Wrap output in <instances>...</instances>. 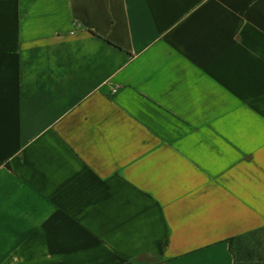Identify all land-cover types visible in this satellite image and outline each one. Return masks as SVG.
<instances>
[{
  "label": "crops",
  "instance_id": "1",
  "mask_svg": "<svg viewBox=\"0 0 264 264\" xmlns=\"http://www.w3.org/2000/svg\"><path fill=\"white\" fill-rule=\"evenodd\" d=\"M264 226V0H0V264H233Z\"/></svg>",
  "mask_w": 264,
  "mask_h": 264
},
{
  "label": "trees",
  "instance_id": "2",
  "mask_svg": "<svg viewBox=\"0 0 264 264\" xmlns=\"http://www.w3.org/2000/svg\"><path fill=\"white\" fill-rule=\"evenodd\" d=\"M233 264H264V226L227 239Z\"/></svg>",
  "mask_w": 264,
  "mask_h": 264
}]
</instances>
